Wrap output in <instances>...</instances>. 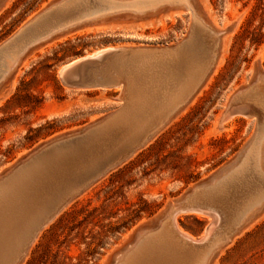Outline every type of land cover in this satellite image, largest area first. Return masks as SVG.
<instances>
[{
	"label": "rangeland",
	"instance_id": "rangeland-1",
	"mask_svg": "<svg viewBox=\"0 0 264 264\" xmlns=\"http://www.w3.org/2000/svg\"><path fill=\"white\" fill-rule=\"evenodd\" d=\"M54 1L8 0L0 9V44ZM190 3L196 18L220 37L210 76L145 146L75 197L40 232L21 264H112L140 227L234 161L253 139L255 120L223 117L233 97L264 75V0ZM165 7L171 8L88 21L26 54L0 84V175L40 145L101 120L119 105V90L65 85L60 70L67 62L107 48L171 47L188 37L192 13ZM211 222L200 214L177 218L180 229L196 239ZM209 264H264V209L220 244Z\"/></svg>",
	"mask_w": 264,
	"mask_h": 264
},
{
	"label": "water",
	"instance_id": "water-1",
	"mask_svg": "<svg viewBox=\"0 0 264 264\" xmlns=\"http://www.w3.org/2000/svg\"><path fill=\"white\" fill-rule=\"evenodd\" d=\"M6 1L0 0V9ZM68 1L56 0L47 9ZM63 9L62 7L48 13L45 10L46 17L55 19V13ZM76 10L80 11L74 7V18ZM44 17V13H40L2 42L0 52L22 35L32 32L38 34L39 31L43 34L48 31L53 24L41 28V24L46 22ZM191 33L190 28L188 37L175 46L107 48L69 61L61 68L63 83L74 90H119L120 93L115 99L119 105L101 120L40 145L0 175V264H20L40 232L52 223L75 197L129 160L187 104L193 89L199 85L198 81L201 82L200 79L192 85L190 91L175 99L167 108L155 112L156 103L161 104L164 95L169 98L165 93L166 87L148 82L147 76L153 75V72L138 71L136 64L145 58L158 59L167 69L160 70L162 76L165 75L164 72H168V68L184 66L187 52L198 44L195 42L190 47L187 46ZM207 33L210 41L220 44L218 33L210 27ZM263 100L264 75L260 73L256 83L233 97L223 117V122L237 116L255 120L257 129L250 143L234 161L170 202L159 217L140 227L132 242L113 256L112 264H126L132 255L139 252V247H142L140 242L150 237V234H156L167 242L161 246L164 252L175 247L176 252L181 255L178 258L175 252L173 258L163 257V252L154 247V251H151L145 260L137 257V264H182L185 252L206 248L220 234L227 233L226 239L230 240L239 230V226L231 227L228 232L224 216L228 209L233 208L227 204L229 205L228 201L236 194L234 195L233 191L227 193L223 201V198L216 197L212 200L209 196L212 190L216 189L218 181L239 166L251 143L264 128ZM134 117L140 120L152 118L134 134L125 135L126 126L135 119ZM262 209L264 203L254 214ZM187 214H200L212 219L203 236L197 240L184 235L178 228L177 218Z\"/></svg>",
	"mask_w": 264,
	"mask_h": 264
},
{
	"label": "bare ground",
	"instance_id": "bare-ground-1",
	"mask_svg": "<svg viewBox=\"0 0 264 264\" xmlns=\"http://www.w3.org/2000/svg\"><path fill=\"white\" fill-rule=\"evenodd\" d=\"M190 1L191 0H130L124 2L118 0H69L67 3H61L58 7H52L49 10L47 9L46 12L48 13L62 7L64 8L61 12L58 11L55 13V19H51V16L46 17L47 13L45 11L42 12L46 17L43 18L46 22L41 24V28L51 23L53 24L48 31L43 34L39 31L38 34L32 32L29 35H22L15 43L0 52V84L13 73L29 51L58 36L60 37V35L74 30V28L88 21L122 11L147 13L160 10L165 6H177L184 7L192 13V35L189 37V40H187V46L190 47L193 43H198L192 48V50L190 49L191 51L189 53L187 52V61L184 66H177L175 69L168 68V72H164L165 75L162 76L160 70L167 69H165L164 65L158 61V59L145 58L139 61L136 65L138 71L143 70L153 72V75L147 76L148 82L159 83L161 86L166 87L165 93L168 94L169 98L164 95V99H161L163 102L161 104L156 103L157 108L155 112L167 108L175 99H179V97L190 91L192 85L200 79L201 82L198 81L199 85L193 89V93L191 92V100L204 85L217 65L220 44H216L213 40H209V37L207 36L208 28L196 18L195 10ZM7 2L8 0L5 4H7ZM75 6L76 9H79L80 11L78 12L76 10L77 14L74 18ZM61 13L62 16H60ZM262 105L264 106V100ZM134 118L135 119L126 126L127 130H125V135L134 134L152 117L143 120L136 117ZM263 152L264 128L254 140L239 166L218 181L216 189L212 190L211 196H209L212 200L216 197L223 198V201L227 196V193L231 191L234 192V195L238 192L242 193L241 198L234 204L233 208L230 210L228 209V211L225 212V228L229 230L228 232L231 231V227L233 228L236 226H239L240 230L246 220L264 203ZM178 228L184 235L190 237L192 240H197L194 236L192 237L191 234H187L181 230L179 226ZM149 236L150 237L147 238L150 239L146 238V240L144 239L140 242L142 247H139V252L132 255L126 264H137L138 262H135L138 260L137 257L141 258L140 260L142 261L145 260L150 252L154 251V247H158L159 251L161 250V252H163V257L173 258L177 250L175 247H171L167 250L168 252H164V249L161 246L165 245L167 242L163 241V239L156 234H150ZM226 237L227 233L220 234L209 245H207L206 248L192 249L191 251L185 252L184 254L186 256L183 258L184 260H182V264H209L215 250L218 249L220 244L227 241ZM177 254L179 258L181 253ZM178 261L180 262L179 259ZM152 264L154 263L152 262Z\"/></svg>",
	"mask_w": 264,
	"mask_h": 264
},
{
	"label": "trees",
	"instance_id": "trees-1",
	"mask_svg": "<svg viewBox=\"0 0 264 264\" xmlns=\"http://www.w3.org/2000/svg\"><path fill=\"white\" fill-rule=\"evenodd\" d=\"M252 43L255 44V43H257V42H255V40H253Z\"/></svg>",
	"mask_w": 264,
	"mask_h": 264
}]
</instances>
